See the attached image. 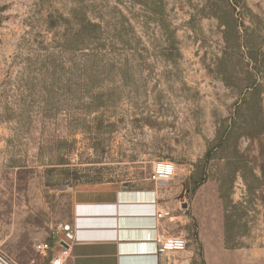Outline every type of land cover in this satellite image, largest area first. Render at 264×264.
<instances>
[{
    "label": "rangeland",
    "instance_id": "obj_1",
    "mask_svg": "<svg viewBox=\"0 0 264 264\" xmlns=\"http://www.w3.org/2000/svg\"><path fill=\"white\" fill-rule=\"evenodd\" d=\"M105 189L156 193L159 264H264V0H0V252L68 264Z\"/></svg>",
    "mask_w": 264,
    "mask_h": 264
},
{
    "label": "crops",
    "instance_id": "obj_2",
    "mask_svg": "<svg viewBox=\"0 0 264 264\" xmlns=\"http://www.w3.org/2000/svg\"><path fill=\"white\" fill-rule=\"evenodd\" d=\"M160 210L151 191L105 189L80 194L74 216L76 243L68 264H159L154 238ZM57 253L67 254H61V248Z\"/></svg>",
    "mask_w": 264,
    "mask_h": 264
},
{
    "label": "built area",
    "instance_id": "obj_3",
    "mask_svg": "<svg viewBox=\"0 0 264 264\" xmlns=\"http://www.w3.org/2000/svg\"><path fill=\"white\" fill-rule=\"evenodd\" d=\"M175 174V166L171 162H157L153 166L152 180L155 182H167L172 179ZM165 215H168L167 213ZM163 215L158 213L157 217L161 218ZM156 253L167 254L170 252H181L187 247V241L179 236H165L159 235L156 239ZM54 264H63L61 257L54 258ZM0 264H15L0 252Z\"/></svg>",
    "mask_w": 264,
    "mask_h": 264
},
{
    "label": "water",
    "instance_id": "obj_4",
    "mask_svg": "<svg viewBox=\"0 0 264 264\" xmlns=\"http://www.w3.org/2000/svg\"><path fill=\"white\" fill-rule=\"evenodd\" d=\"M179 199L181 200V201H184V195L182 194L180 197H179ZM186 207V205H184V208Z\"/></svg>",
    "mask_w": 264,
    "mask_h": 264
},
{
    "label": "bare ground",
    "instance_id": "obj_5",
    "mask_svg": "<svg viewBox=\"0 0 264 264\" xmlns=\"http://www.w3.org/2000/svg\"><path fill=\"white\" fill-rule=\"evenodd\" d=\"M154 239H155V241H156L157 238H154Z\"/></svg>",
    "mask_w": 264,
    "mask_h": 264
}]
</instances>
